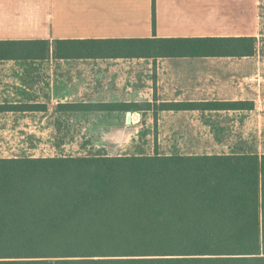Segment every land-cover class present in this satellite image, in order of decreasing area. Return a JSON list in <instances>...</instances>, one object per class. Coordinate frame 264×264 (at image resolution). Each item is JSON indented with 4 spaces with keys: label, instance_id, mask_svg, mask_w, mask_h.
<instances>
[{
    "label": "trees",
    "instance_id": "1",
    "mask_svg": "<svg viewBox=\"0 0 264 264\" xmlns=\"http://www.w3.org/2000/svg\"><path fill=\"white\" fill-rule=\"evenodd\" d=\"M257 48L252 36L0 40V60L246 57ZM254 107L245 100L60 106L155 115ZM0 264H264V154L1 157Z\"/></svg>",
    "mask_w": 264,
    "mask_h": 264
},
{
    "label": "crops",
    "instance_id": "2",
    "mask_svg": "<svg viewBox=\"0 0 264 264\" xmlns=\"http://www.w3.org/2000/svg\"><path fill=\"white\" fill-rule=\"evenodd\" d=\"M153 36H252L258 48L246 57L59 59L51 54L43 60H0V106H18L0 109V151L5 152L0 158L87 156L77 152L84 150L76 145L82 135L105 136L99 149L115 155L108 153L114 149L110 143H121L114 135L125 133L123 141L129 135L135 141L143 126L146 148L154 152L140 153L137 146L126 155L264 154V0H0V40ZM155 100H245L255 107L157 115L60 108Z\"/></svg>",
    "mask_w": 264,
    "mask_h": 264
},
{
    "label": "rangeland",
    "instance_id": "3",
    "mask_svg": "<svg viewBox=\"0 0 264 264\" xmlns=\"http://www.w3.org/2000/svg\"><path fill=\"white\" fill-rule=\"evenodd\" d=\"M143 120H144V118L142 117L141 120L136 122V124L143 123ZM144 133H145L144 132V126L140 127L139 133H137V136L135 138L136 142L133 141L131 138H129L130 135H129V137H126V141H123L124 137H125V133L121 134V135H118V134L114 135V136H117V137L119 136L118 138L121 139V143H118L117 141L110 143L111 146L114 147V149H112L110 152H108V151L107 152L108 153H113V154H115V156L116 155L118 156V155L132 154L133 152L137 151L136 147L139 146L140 148H142V151H140V153H148V154L149 153H153L154 151H152V149H147L146 148L147 142H145L146 139H145V134ZM104 138H105V136H89V135L80 136V142L76 143V145L77 146L81 145L84 148V150L83 151H77V152H81L82 154H85V155H94V154H97V153H106V152L101 151V149H99V147H98V146H100L102 144V140H104V141L106 140ZM16 140H17L16 142L18 143L22 139L19 138V139H16ZM59 140L57 139L55 141V143L58 142ZM150 141L152 143V139H150ZM30 143L32 145H34V146H36V144H37V142H33V141L30 142ZM5 146H7V144ZM116 147L118 149H115ZM236 152L242 153V152H252V151L242 150V151H236ZM0 153H5V152L0 151ZM22 153L23 152H21V151L20 152L14 151V154H22ZM22 155H28V154H22Z\"/></svg>",
    "mask_w": 264,
    "mask_h": 264
},
{
    "label": "water",
    "instance_id": "4",
    "mask_svg": "<svg viewBox=\"0 0 264 264\" xmlns=\"http://www.w3.org/2000/svg\"><path fill=\"white\" fill-rule=\"evenodd\" d=\"M130 117H131V112L129 111L128 112V120H130Z\"/></svg>",
    "mask_w": 264,
    "mask_h": 264
},
{
    "label": "built area",
    "instance_id": "5",
    "mask_svg": "<svg viewBox=\"0 0 264 264\" xmlns=\"http://www.w3.org/2000/svg\"><path fill=\"white\" fill-rule=\"evenodd\" d=\"M250 80H252L253 78H249Z\"/></svg>",
    "mask_w": 264,
    "mask_h": 264
}]
</instances>
